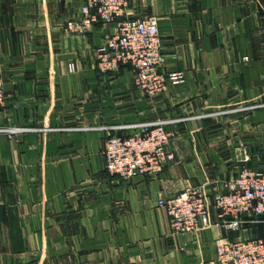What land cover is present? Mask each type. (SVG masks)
Returning <instances> with one entry per match:
<instances>
[{
  "label": "crops",
  "instance_id": "obj_1",
  "mask_svg": "<svg viewBox=\"0 0 264 264\" xmlns=\"http://www.w3.org/2000/svg\"><path fill=\"white\" fill-rule=\"evenodd\" d=\"M82 4L0 0V125L33 129L0 136V264H221L218 238H264L225 227L212 201L242 150L253 169L264 150V0H131L126 17H158L162 68L182 75L155 99L129 66L99 73L117 23L69 32ZM156 119L178 120L175 160L155 179L109 174L107 138L134 133L115 128ZM187 188L204 189L210 226L174 235L158 201Z\"/></svg>",
  "mask_w": 264,
  "mask_h": 264
},
{
  "label": "built area",
  "instance_id": "obj_2",
  "mask_svg": "<svg viewBox=\"0 0 264 264\" xmlns=\"http://www.w3.org/2000/svg\"><path fill=\"white\" fill-rule=\"evenodd\" d=\"M131 0H83L79 16L66 23V29L76 35L90 33L97 23L116 22V32L97 50V69L100 74H112L124 66L134 72L136 87L148 98L161 96L168 82H182L181 73H166L163 43L158 17L128 18L126 11ZM248 60L247 57L244 58ZM6 100L4 80L0 70V105ZM256 106L233 109L241 112ZM226 113V112H223ZM207 115H204V117ZM209 116V115H208ZM203 117V116H202ZM178 120L156 119L137 122L115 129H132L128 135L112 134L103 151L106 171L120 179L130 181L137 177L155 179L175 160L170 151L173 134L167 126ZM77 129H90L82 127ZM95 129L107 130L109 127ZM27 127L0 125V136L18 137L32 131ZM242 164L225 184V191L213 195V205L221 224L239 230L246 217H264V158L257 169L246 163L250 157L242 150ZM158 206L169 215L174 235H186L210 226L207 195L202 188H187L170 199H160ZM217 261L221 264H264V238L216 240Z\"/></svg>",
  "mask_w": 264,
  "mask_h": 264
},
{
  "label": "rangeland",
  "instance_id": "obj_3",
  "mask_svg": "<svg viewBox=\"0 0 264 264\" xmlns=\"http://www.w3.org/2000/svg\"><path fill=\"white\" fill-rule=\"evenodd\" d=\"M220 136V135H219ZM233 137V135H231ZM254 159L256 161H260L264 158V150L258 149L254 154ZM264 217L263 218H254V217H247L243 220L244 226H250L254 231H257L259 236L264 237Z\"/></svg>",
  "mask_w": 264,
  "mask_h": 264
}]
</instances>
